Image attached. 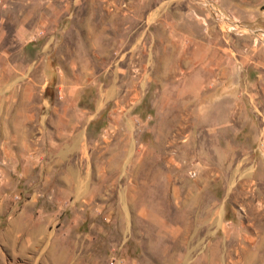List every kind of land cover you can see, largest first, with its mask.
Masks as SVG:
<instances>
[{"label": "rangeland", "instance_id": "1", "mask_svg": "<svg viewBox=\"0 0 264 264\" xmlns=\"http://www.w3.org/2000/svg\"><path fill=\"white\" fill-rule=\"evenodd\" d=\"M0 264H264V0H0Z\"/></svg>", "mask_w": 264, "mask_h": 264}]
</instances>
